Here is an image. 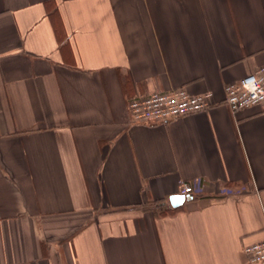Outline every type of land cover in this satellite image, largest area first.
<instances>
[{"label":"crops","instance_id":"1","mask_svg":"<svg viewBox=\"0 0 264 264\" xmlns=\"http://www.w3.org/2000/svg\"><path fill=\"white\" fill-rule=\"evenodd\" d=\"M262 64L264 0H0V264H254L264 104L224 99ZM177 88L215 104L132 122Z\"/></svg>","mask_w":264,"mask_h":264},{"label":"built area","instance_id":"2","mask_svg":"<svg viewBox=\"0 0 264 264\" xmlns=\"http://www.w3.org/2000/svg\"><path fill=\"white\" fill-rule=\"evenodd\" d=\"M224 102L233 113L264 104V64L241 80L225 87ZM213 93L191 94L184 88L167 92H154L129 102L131 120L134 123L168 122L171 119L203 112L214 105ZM209 188L202 178L182 180L179 191L184 195H199ZM247 260L264 264V240L244 248Z\"/></svg>","mask_w":264,"mask_h":264},{"label":"bare ground","instance_id":"3","mask_svg":"<svg viewBox=\"0 0 264 264\" xmlns=\"http://www.w3.org/2000/svg\"><path fill=\"white\" fill-rule=\"evenodd\" d=\"M8 147H9V152H10V157L16 162V163H21V156L19 154V149L18 146L16 145V142L14 139L8 140L7 142Z\"/></svg>","mask_w":264,"mask_h":264},{"label":"trees","instance_id":"4","mask_svg":"<svg viewBox=\"0 0 264 264\" xmlns=\"http://www.w3.org/2000/svg\"><path fill=\"white\" fill-rule=\"evenodd\" d=\"M173 209H166L163 213H168V212H171Z\"/></svg>","mask_w":264,"mask_h":264}]
</instances>
